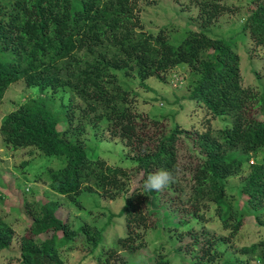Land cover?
Returning a JSON list of instances; mask_svg holds the SVG:
<instances>
[{
    "label": "trees",
    "instance_id": "1",
    "mask_svg": "<svg viewBox=\"0 0 264 264\" xmlns=\"http://www.w3.org/2000/svg\"><path fill=\"white\" fill-rule=\"evenodd\" d=\"M139 1L0 0V104L17 80L37 87L36 94L1 118L5 145L33 148L30 156L63 155L61 166H49L43 181L64 198L77 202L81 192L124 198L118 215H123L125 232L110 243L104 234L112 214L101 227L77 225L68 216H57V200H24L29 222L19 240L17 264H66L63 252L74 248L78 237L83 253L76 264H128L146 245L147 230L158 227L170 228L181 258L189 256L194 264H264V233L239 247L243 258L218 248L244 224L245 212L228 195L225 180L242 172L245 163L248 171L232 192L237 190L253 210L249 214L256 226L264 229V88L260 92L242 82L232 39L205 30L233 7L226 0H189L198 8L201 28H187L174 43L169 24L155 32L143 29ZM247 9L241 29L248 31L253 46L264 47V0H248ZM179 65L191 73L187 98L201 108L198 125L170 126L167 116L137 112L131 105L133 90L120 83L115 71L139 77L149 89L148 77L161 78ZM60 90L71 95L55 107L54 94ZM219 119L222 123L213 126ZM96 124H104L111 137L127 146L128 163L87 153L84 134L87 125ZM180 147L193 157L188 168L180 167ZM161 169L170 171L174 182L163 191L143 192L140 184ZM180 171L190 181V207L184 215L174 213L183 190ZM168 190L172 195L164 200ZM7 211L0 207V251L15 234L5 219ZM210 218L227 235L214 237L204 225ZM194 220L201 221L200 227ZM160 248L148 264H172Z\"/></svg>",
    "mask_w": 264,
    "mask_h": 264
},
{
    "label": "rangeland",
    "instance_id": "2",
    "mask_svg": "<svg viewBox=\"0 0 264 264\" xmlns=\"http://www.w3.org/2000/svg\"><path fill=\"white\" fill-rule=\"evenodd\" d=\"M232 5V11H227L218 16L214 23L205 28L208 34L222 36L230 40L240 56V72L242 82L245 85L258 89L260 92L264 88V47L253 46L248 31H242L241 25L248 13V0H226ZM140 19L142 27L146 31H157L161 26L169 24V40L177 43L185 34L187 28H201L198 21V8L189 0H140ZM120 83L133 90L131 93V105L139 113H148L150 116H167L170 126L179 123L184 127L191 124L198 125L201 119V108L196 102L187 98L189 93V83L191 73L186 65H179L161 78L150 76L144 83L149 87L146 89L140 85L137 76H126L123 70H115ZM36 86H27L23 80H17L6 89L0 104V121L14 106L26 100L30 95L36 94ZM135 92V93H134ZM49 93V92H48ZM71 95L69 90H60L54 94L55 107L60 102H66ZM74 99V98H73ZM75 101L78 100L75 98ZM222 122L214 120L213 126L217 127ZM85 149L90 156L101 155L109 163H128L129 156L127 146L118 138L111 137L105 130L104 124L87 125L84 134ZM33 148L12 149L5 145L0 135V207L6 208L5 219L14 228L15 234L9 246L0 251V264H17L16 254L19 250V240L27 226L29 213L24 200L35 201L37 204L46 200H57L60 205L55 213L61 218L66 216L74 224L91 223L97 227L103 226L109 215H113L112 223L107 226L104 234V242H115L116 236H122L124 230L123 215H118L124 205L123 195L115 198H106L97 192H81L76 196L77 202L70 198H64L53 192L43 180H47L48 167L57 169L63 163V155H36L30 156ZM34 155V154H33ZM193 157L188 155L184 147H180V167L188 168L193 161ZM253 160H255L253 158ZM26 164L22 165V162ZM250 163V161H249ZM242 172L229 176L225 180L228 195L232 193L233 201L239 209H243L244 224L238 233L231 239L218 244L220 250L242 257L238 251L239 247L255 241L259 234L264 233V229L256 226L252 215V209L243 202L237 193L232 192L240 183L248 171V163H245ZM39 177L40 180L36 178ZM179 187L183 188L180 193L179 207L174 213L178 215L187 212L190 207L188 193L190 191V181L187 173L179 172ZM172 195L168 190L162 197L164 200ZM169 196V197H170ZM176 200V196H173ZM168 200V199H167ZM177 201V200H176ZM241 202V203H239ZM160 213L164 212L162 207L151 203ZM164 213H167L165 211ZM170 213V212H169ZM169 217H172L170 215ZM168 217V218H169ZM167 218V219H168ZM70 221V220H69ZM194 225L200 227L201 221L194 220ZM208 229L214 231V237L227 235V230L221 229L219 222L212 218L205 221ZM170 229V228H169ZM168 228H150L145 235L146 245L139 248L130 256L128 264H148L150 254L161 247L172 264H194L189 256H183L176 248L177 237ZM200 230V228H199ZM222 241V240H221ZM220 241V242H221ZM77 244L74 248L66 249L63 252L66 264H76L82 252V239L76 238ZM67 247V245H65ZM63 246V247H65ZM198 251L197 246L192 248ZM231 255V256H233ZM243 258V257H242ZM231 264H235L234 262ZM243 264H249L244 261Z\"/></svg>",
    "mask_w": 264,
    "mask_h": 264
},
{
    "label": "clouds",
    "instance_id": "3",
    "mask_svg": "<svg viewBox=\"0 0 264 264\" xmlns=\"http://www.w3.org/2000/svg\"><path fill=\"white\" fill-rule=\"evenodd\" d=\"M173 182V174L166 169H161L149 175L147 179L140 184V187L143 192L163 191ZM131 195L132 194H130V196Z\"/></svg>",
    "mask_w": 264,
    "mask_h": 264
}]
</instances>
